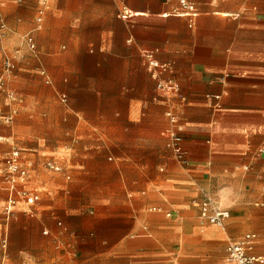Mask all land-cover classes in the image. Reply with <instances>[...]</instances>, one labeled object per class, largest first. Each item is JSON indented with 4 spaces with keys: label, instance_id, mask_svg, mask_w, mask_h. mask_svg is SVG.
<instances>
[{
    "label": "crops",
    "instance_id": "obj_1",
    "mask_svg": "<svg viewBox=\"0 0 264 264\" xmlns=\"http://www.w3.org/2000/svg\"><path fill=\"white\" fill-rule=\"evenodd\" d=\"M190 1L193 27L179 0H57L39 31L40 0L1 13L32 26L22 44L35 59L0 92V111L15 114L0 123V264H226L228 243L250 233L264 255V0ZM150 53L168 66L157 78ZM20 70L39 72L63 105L38 128ZM170 110L187 165L167 147ZM52 128L68 138L51 155L18 148L39 201L12 205L4 170L16 137ZM205 193L230 211L224 228L201 221Z\"/></svg>",
    "mask_w": 264,
    "mask_h": 264
},
{
    "label": "built area",
    "instance_id": "obj_2",
    "mask_svg": "<svg viewBox=\"0 0 264 264\" xmlns=\"http://www.w3.org/2000/svg\"><path fill=\"white\" fill-rule=\"evenodd\" d=\"M57 0H40V6L37 11L36 17V29L42 30L45 24V18L50 5ZM181 12L180 15L190 18V26L195 25L194 18L196 16V6L190 0H179ZM9 29L3 15L0 13V32L5 33ZM26 45L31 52L37 50L35 39L32 35H27L24 38ZM24 56L21 50L17 49L6 54L3 69L0 72V92L7 90L8 80L13 78L18 70V63ZM146 58L149 63V68L155 78H157L156 70L167 69V65H159L152 53L147 54ZM42 75L46 77V73L42 72ZM50 84V81H46ZM158 89L164 92H179V86L173 81H160L158 83ZM220 99V97H216ZM66 102V98H62ZM15 114L5 115L0 111V123H12ZM167 117L171 123V127L167 131L168 142L167 147L173 152L175 159L181 165H187V154L183 148V137L181 132L183 131L180 125L178 115L170 110L167 112ZM49 167L56 172H60L62 169L56 164H50ZM29 170L23 164V152L21 150H14L5 159L4 179L8 186V190L11 193V204L16 205V198H20L29 206H34L39 201V196L32 190H29L26 186V181L29 178ZM200 210V219L204 224L214 225L219 228H224L226 222L230 219L231 213L228 209L221 205L220 201L214 198L211 194L205 193L202 201L198 204ZM153 211H161L159 208H153ZM168 216H170L168 214ZM258 236L256 234H246L242 238L236 241H230L226 248V264H264V255H256L254 253L256 248V241Z\"/></svg>",
    "mask_w": 264,
    "mask_h": 264
},
{
    "label": "rangeland",
    "instance_id": "obj_3",
    "mask_svg": "<svg viewBox=\"0 0 264 264\" xmlns=\"http://www.w3.org/2000/svg\"><path fill=\"white\" fill-rule=\"evenodd\" d=\"M24 2L25 0H22L21 2H19V0H0V13H2L8 21V17L10 16L13 8L19 5H23ZM8 27L9 29L7 32H0V70L3 69L6 54H10L11 52L17 49L21 50L23 56H29L30 59H35V56H32L33 54L28 52L22 44L23 35L28 32L32 26L26 24L14 26L9 23ZM19 69H21V65ZM18 74L27 75L25 77L28 79V81H25L24 84L26 85V88L29 91V100L31 102L30 112L34 115V118H36L35 121H31L30 123L32 126L38 128V126L43 125V123H41V121H39L37 118L44 119L43 117L45 115L54 114L63 105L60 102L59 96L55 94V92H53L50 87L46 86L43 83L39 72L26 73L25 71L20 70ZM16 81L17 80H15V82ZM10 89L14 90L15 92H17V94L21 95L20 85L19 88L15 90L14 85L12 83ZM6 99V94H0V110L2 111L6 109ZM24 112V109L20 111L14 126L12 125L13 127L18 126V123H20ZM12 126H10V128H12ZM54 133L55 131L52 128L51 131H47V135L45 136L22 137L17 134L18 136L16 137L14 148L36 149L39 147L42 149H48L47 155H51L50 151L53 148L60 146L68 138L61 133ZM61 152L63 153L65 151L61 150ZM68 185L70 184L68 183Z\"/></svg>",
    "mask_w": 264,
    "mask_h": 264
}]
</instances>
